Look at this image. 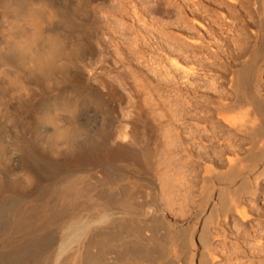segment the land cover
<instances>
[{
    "label": "bare ground",
    "instance_id": "6f19581e",
    "mask_svg": "<svg viewBox=\"0 0 264 264\" xmlns=\"http://www.w3.org/2000/svg\"><path fill=\"white\" fill-rule=\"evenodd\" d=\"M97 1L0 0V264H264V0Z\"/></svg>",
    "mask_w": 264,
    "mask_h": 264
},
{
    "label": "rangeland",
    "instance_id": "374dc122",
    "mask_svg": "<svg viewBox=\"0 0 264 264\" xmlns=\"http://www.w3.org/2000/svg\"><path fill=\"white\" fill-rule=\"evenodd\" d=\"M98 1L97 0H92V4L94 5V6H96V5H98ZM159 4H158V7H157V11H155V12H150L151 14H149V20H148V23L149 24H151V22L152 21H154V22H152V23H155V20H156V22L157 21H162V20H165V17H164V14L165 13H172V9H165L164 8V6L161 4V1L159 0V2H158ZM250 8H251V6H250ZM106 10H112V8H111V6L110 7H108ZM151 15V16H150ZM151 19H152V21H151ZM154 19V20H153ZM151 21V22H150ZM109 23H111V19H110V17L108 16V14L105 12V14H103V25L105 26V27H107V25L109 24ZM110 38H108V39H105L104 37H101L100 38V47H99V49H98V47H97V58L98 59H104L105 57H107L108 58V52H109V47H110ZM104 54H105V56H104ZM99 56V57H98ZM104 57V58H103ZM109 60V59H108ZM90 71V70H89ZM90 76H91V78H93V73L90 71ZM87 75H88V70H87ZM122 77L123 78H125V79H128L129 78V75H128V73H122ZM94 79V78H93ZM231 91V90H230ZM228 92V94L231 96V98L233 99V100H235V97H236V95H235V93L232 91V92ZM231 93V94H230ZM233 93V94H232ZM230 98V99H231ZM245 110H246V108H245ZM243 111H244V109H243ZM248 143H249V140L248 139H246V141H245V148H244V150H243V152L245 151V149L247 148V146H248ZM264 159V158H263ZM262 159V161L261 162H258L257 163V165H261L263 162H264V160ZM238 179H239V177H237ZM260 185H261V187H264V178H262L260 181ZM263 198H264V195L263 196H261L260 197V199H259V201H258V209H260L261 207H263L264 206V200H263ZM263 211V213H264V209L262 210ZM255 223H258V222H255ZM262 227L264 228V221H263V224H262ZM264 234V230H263V232H261V234ZM262 234V236H264Z\"/></svg>",
    "mask_w": 264,
    "mask_h": 264
}]
</instances>
